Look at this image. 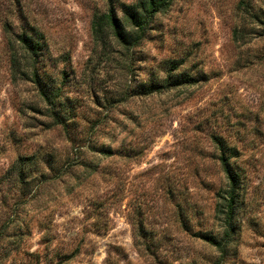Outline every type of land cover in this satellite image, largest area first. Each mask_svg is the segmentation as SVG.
<instances>
[{
  "label": "rangeland",
  "instance_id": "374dc122",
  "mask_svg": "<svg viewBox=\"0 0 264 264\" xmlns=\"http://www.w3.org/2000/svg\"><path fill=\"white\" fill-rule=\"evenodd\" d=\"M106 9L0 0V264H264V0H173L127 43L93 36Z\"/></svg>",
  "mask_w": 264,
  "mask_h": 264
},
{
  "label": "trees",
  "instance_id": "16d2710c",
  "mask_svg": "<svg viewBox=\"0 0 264 264\" xmlns=\"http://www.w3.org/2000/svg\"><path fill=\"white\" fill-rule=\"evenodd\" d=\"M173 0H134L132 2H118L115 0H106L107 9L104 12H95L92 16L91 27L93 36L97 39L103 38L105 30L110 31L119 42L127 43L130 38L138 36L141 38L148 30V26L154 16L161 10L168 7ZM115 4L119 7L120 14L116 12ZM8 26V24H7ZM8 31V30H7ZM16 42L20 44L23 50L31 57H36L40 53L43 45V35L34 27L22 30L15 34ZM12 63L14 64L15 52H12ZM172 67V66H171ZM169 67V69L171 68ZM172 69V68H171ZM170 76H167V80ZM216 145L220 143V137L212 136ZM227 154L221 151L216 157L220 168L226 179V186L217 192L215 204L216 215L223 224V235L216 239L211 235H203L202 239L214 246L221 255L226 253V244L229 241L232 232V218L234 214L235 195L237 191L238 174L231 162V158L236 152L234 147L227 146ZM21 161L26 160L19 157Z\"/></svg>",
  "mask_w": 264,
  "mask_h": 264
}]
</instances>
